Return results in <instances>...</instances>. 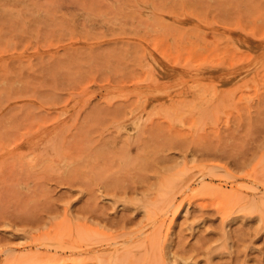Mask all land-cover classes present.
<instances>
[{
	"label": "rangeland",
	"instance_id": "rangeland-1",
	"mask_svg": "<svg viewBox=\"0 0 264 264\" xmlns=\"http://www.w3.org/2000/svg\"><path fill=\"white\" fill-rule=\"evenodd\" d=\"M0 264H264V0H0Z\"/></svg>",
	"mask_w": 264,
	"mask_h": 264
}]
</instances>
